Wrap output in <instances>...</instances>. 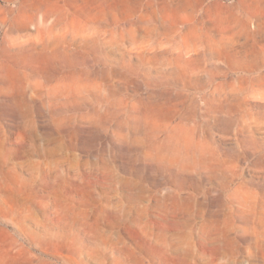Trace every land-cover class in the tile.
<instances>
[{"label":"rangeland","instance_id":"obj_1","mask_svg":"<svg viewBox=\"0 0 264 264\" xmlns=\"http://www.w3.org/2000/svg\"><path fill=\"white\" fill-rule=\"evenodd\" d=\"M247 8L0 0V264H264Z\"/></svg>","mask_w":264,"mask_h":264},{"label":"crops","instance_id":"obj_2","mask_svg":"<svg viewBox=\"0 0 264 264\" xmlns=\"http://www.w3.org/2000/svg\"><path fill=\"white\" fill-rule=\"evenodd\" d=\"M243 15H246L243 18V25L240 30L237 29V38L244 40L243 47L252 49L250 51H244L240 55L250 56V57H257L259 56L258 51L255 49L264 47V43H260L258 40L264 39V18H258V15H264V11L254 10L253 8H247L244 10ZM258 22H261L258 23ZM240 53V52H238ZM257 60V59H253Z\"/></svg>","mask_w":264,"mask_h":264},{"label":"bare ground","instance_id":"obj_3","mask_svg":"<svg viewBox=\"0 0 264 264\" xmlns=\"http://www.w3.org/2000/svg\"><path fill=\"white\" fill-rule=\"evenodd\" d=\"M108 6H109V7H115V6H116V2L113 1V2H111V3H108Z\"/></svg>","mask_w":264,"mask_h":264}]
</instances>
